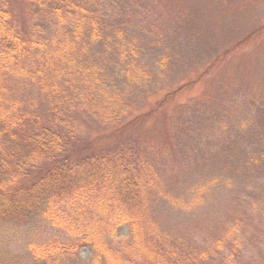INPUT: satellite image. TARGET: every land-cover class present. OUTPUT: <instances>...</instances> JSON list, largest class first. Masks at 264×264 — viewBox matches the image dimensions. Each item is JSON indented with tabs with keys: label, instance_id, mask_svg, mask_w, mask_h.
Returning a JSON list of instances; mask_svg holds the SVG:
<instances>
[{
	"label": "rangeland",
	"instance_id": "rangeland-1",
	"mask_svg": "<svg viewBox=\"0 0 264 264\" xmlns=\"http://www.w3.org/2000/svg\"><path fill=\"white\" fill-rule=\"evenodd\" d=\"M6 1L9 27L25 41L44 39L49 52L60 42L77 45L78 61L68 65L90 67L93 73L87 75L103 93L90 90V97L84 93L72 103L69 90L54 112L39 89V77H47L36 80L39 60L30 50L2 71L5 110H26L34 125L45 120L47 127L70 133L75 138L70 154H115L121 147L119 155L127 149V158L141 160L135 172L127 171L140 176L137 191L126 192L135 197L123 196L138 233L127 225L111 228L106 210L87 208L76 216L72 207L59 204L62 216L81 227L82 216L106 219L107 243L136 244L146 257L125 263L124 252L123 259H114L105 251L98 264H264V0H87L76 1L82 11L66 16L48 10L46 0L34 13L26 10L34 5L31 0ZM85 20L93 21L89 29L73 32L72 26ZM128 64L134 68L131 80ZM56 67L61 66L57 63L51 76ZM65 80L82 82L79 76ZM92 102L118 110V119H94ZM27 124L16 127L24 131ZM56 156L35 157L29 168L34 179L26 174L19 189L42 180L39 170L51 167ZM107 159L74 168L81 177L76 181L98 183ZM58 169L66 167L56 163L51 171ZM46 188L51 197L62 191ZM46 208L45 202L38 214L12 224L0 221V260L33 264L32 243L79 242L50 221ZM83 244L72 264H97L89 243Z\"/></svg>",
	"mask_w": 264,
	"mask_h": 264
},
{
	"label": "trees",
	"instance_id": "trees-1",
	"mask_svg": "<svg viewBox=\"0 0 264 264\" xmlns=\"http://www.w3.org/2000/svg\"><path fill=\"white\" fill-rule=\"evenodd\" d=\"M31 1L34 2V5L30 4L26 9L31 13L35 12V6L41 7L44 5L41 4L42 0ZM31 1H28L27 4ZM46 1L48 10H56L57 16H66L71 10L82 11V8L77 5L76 1L86 2L87 0ZM55 4L59 5V7L54 6ZM86 5L89 6L88 4ZM9 6L8 1L0 0V87L2 83V71H10V65L14 66L13 62H15L18 57L22 58L32 50L36 54L37 60H39L35 70L37 73L35 76L36 80L39 76L46 75L47 77H39V89L43 92L46 102L51 105L54 112L59 111L58 108L63 107L65 99L68 96L66 92L69 90V95L71 96L68 97L72 103L78 98L82 99L84 93H86V97H90V90L93 91V94L97 91L103 93L101 88L96 84L95 79L89 78L93 73L90 67H84L86 69L83 70V67L80 65L75 66V69L70 68L68 65L78 61L76 55H74L75 50L79 52L77 45L73 46L71 42L66 43V41L65 43L60 42L57 44V49L53 48L55 51L49 52L47 46L49 47L51 45L44 39L25 41L19 30H13L9 27L10 25L8 22H10V18H12L9 17L11 14L8 10ZM73 14L77 18V14L74 12ZM32 16L33 15H30L28 17ZM89 22L93 23V21L85 20L82 25L78 24L72 26L73 32L79 34L80 32L76 30L79 29L83 32V30H86V27L89 29ZM57 63H59L61 67H56L52 75L54 76L53 78L50 72ZM133 70L134 68L128 64L125 73L128 74L127 78L129 80L133 79V76L129 74ZM24 75H26V72H24ZM50 76L51 80L49 81L48 77ZM77 76L82 79L80 84L82 86L78 84V81L75 83L66 82L65 80L67 77L74 78ZM70 86L75 87L69 89ZM1 97L2 94L0 92V98ZM86 97L83 99H86ZM70 98H72L73 101ZM8 102L9 100L6 99L4 103L7 104ZM91 105L94 109V114L92 115L94 119H103L107 123V121L117 120L118 115H120L116 109H107L109 105L108 107H104L102 103L94 102H92ZM0 109L3 111V114H0V221L12 224L14 221L19 222L23 216L29 219L32 215L38 214L40 208H42V204L46 202L47 208L44 213L52 219L50 221L62 230L68 232L71 236L80 238L77 243L53 241L48 244L32 243L28 245V251L32 254L33 264H72V256L77 248L85 246L83 242L89 243L91 252L97 259V264L98 261L105 260V251L113 253L112 257L114 259L115 257H121L123 259L121 252H124L128 257V259L124 261L125 263H128L130 259L132 260L137 256L141 259L146 258L139 255L140 251L136 244L114 246L113 244L110 245L107 243L105 231L103 230L104 225L108 224L105 223L106 219L100 221L98 220L99 218L97 219V216L88 218L82 216L85 224L81 227L77 225L72 217L70 218L68 215L62 216V212L59 210V204L62 202H64L69 210H71L72 207L74 215L76 216L78 212L83 213L87 208L98 213H100L98 209H100L101 212H105L106 210L110 216L109 223H111V228L127 225V228H132L133 233H138L135 220L131 219V214L126 211L127 206L125 201H123V196H126V199L128 198L129 200L131 197H135L133 193L139 188L140 176L137 172L136 174H128L127 171L135 172V167L133 166L134 164H139L141 160L134 162L131 158H127V153H129L126 151L127 149L123 150L121 155H119L120 149H122L121 147L114 148V151L111 153L115 154H107L104 151L90 153L88 157L75 155L76 152L70 154L69 148L74 146L73 143L75 142V138L73 139L71 134L67 131L64 133L59 132V130L51 126L47 127L45 120L35 123L34 125L32 121V123L29 122L30 118L27 116L28 113L24 112L26 110H19L16 108L12 114H9L10 112H7L2 104H0ZM23 121L28 123V128L30 126L35 127L19 131L16 124L19 122L21 124ZM84 153H88V151ZM51 154L58 156H56V161L51 167L48 166L49 168H41L39 170V172H41L39 179L42 180H39L36 184H31V186L25 190L19 189L17 185L26 174H31V178L34 179L31 173L32 171L29 168L34 167L32 165L35 163V160H42L44 157ZM35 157L37 158L35 159ZM102 157H108V159L106 161L104 173L101 175L99 174L98 183L84 182L79 179L76 181V178L81 177L74 172V168H83L86 164L98 166L97 159H102ZM56 163H61V166L64 164L66 170L58 169L55 171L56 168L53 170L55 173L51 171ZM76 164L79 167H74ZM48 186H55L58 188V192L59 190L62 191H60V193L56 192L55 195L51 197V194L45 191ZM97 189H99V191H97ZM26 191L30 192L28 196L26 195L28 193ZM104 191H107L109 197L105 196ZM128 191L133 193L126 195ZM25 196L27 200H22ZM70 203H73V205ZM85 231L87 234H85ZM133 251L137 253L135 254ZM160 252H163V250H160ZM167 254H169L168 251L164 253V256L170 258ZM4 258L5 257L0 260V264H18L17 258H11L12 261Z\"/></svg>",
	"mask_w": 264,
	"mask_h": 264
}]
</instances>
